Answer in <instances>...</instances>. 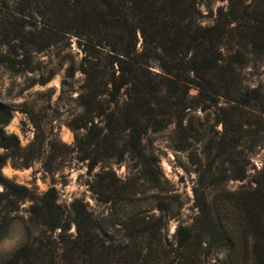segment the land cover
Wrapping results in <instances>:
<instances>
[{
    "label": "trees",
    "instance_id": "trees-1",
    "mask_svg": "<svg viewBox=\"0 0 264 264\" xmlns=\"http://www.w3.org/2000/svg\"><path fill=\"white\" fill-rule=\"evenodd\" d=\"M198 3L0 0V61L10 66L29 65L34 52L63 45L69 35L80 39L85 52L79 95L84 123L77 127L88 131L78 143L91 168L104 157L121 161L129 156L157 187L163 175L160 159L146 149L143 136L163 129L172 119L183 136H192L183 125L185 112L201 99L218 105L223 98L230 107L222 108L220 136L206 143L207 164L199 160L194 186L198 213L191 225H178L175 245L164 240L170 215L165 207H159V214L149 209L117 211L119 192L101 171L94 190L116 207L115 223L122 225V237L108 238L82 199L71 203L76 234L70 233L58 191L51 187L29 212L52 234L42 231L32 242L0 256V264H264V167L257 171L254 185L224 189L229 180L247 177L246 138L252 137L250 148L262 138L264 93L243 85L241 67L250 54L264 59V0H229L228 9L219 8L207 26L201 23ZM20 54L24 58L18 63L15 57ZM153 60L160 62L159 72L152 70ZM192 88L199 91L197 96L190 95ZM246 110L255 118L254 127H249L254 122L240 118L238 111ZM103 116L106 125L101 127L95 119ZM12 117V110L0 102V146L14 150L20 149V140L4 129ZM2 178L0 239L11 222L10 213L31 194L25 185ZM217 252L225 256L209 263Z\"/></svg>",
    "mask_w": 264,
    "mask_h": 264
},
{
    "label": "rangeland",
    "instance_id": "rangeland-1",
    "mask_svg": "<svg viewBox=\"0 0 264 264\" xmlns=\"http://www.w3.org/2000/svg\"><path fill=\"white\" fill-rule=\"evenodd\" d=\"M198 1L200 20L204 26L215 21L219 8L227 10L229 6V0ZM262 1L247 0V3ZM230 37L227 36V39ZM141 45L142 39L138 44L140 49ZM82 47L77 36L69 35L63 45L34 52L29 65L24 63L14 67L0 61V102L13 113L4 129L7 134H15L20 140V149L0 146V191L5 189L2 177L31 190L30 196L19 201L17 210L10 213L11 222L0 239V256L13 252L26 242H32L34 237L41 236L45 231V227L30 218L29 209L51 187L58 191V202L66 211L70 233L76 234L71 203L82 199L102 222L108 238L122 237L124 229L120 223H115L119 219L115 214L116 207L111 201L103 200L94 190V180L101 171L106 173L119 192L117 211L149 209V213L159 214V207H165L164 212L170 215L166 218L163 233L169 246L176 244L178 225H191L198 213L194 186L198 180L199 160L207 164L206 143L220 136L223 129L219 122L220 114L222 108L229 109V105L223 98L218 105L208 104L201 99L197 101L198 105L188 108L183 125L194 136H183L176 119H172L163 129L150 130L143 136L146 149L160 159L163 175L157 187L144 178L129 156L121 161L104 157L91 168L90 159L81 157L82 150L78 143V138L88 131L85 126L77 127V124L84 123V119L80 118L83 107L79 101L84 83V74L80 70L81 60L85 56ZM3 49L7 50L6 47ZM23 56L15 57L18 63ZM159 64V61L153 60L152 70L159 72ZM241 77L244 86L258 88L264 93V59L250 54L248 62L241 67ZM198 93L196 88L190 90L191 96ZM238 113L244 122L255 121L247 110ZM95 122L103 127L106 118L96 117ZM255 125L254 122L249 127ZM261 129L262 138L258 144L250 148L252 137L245 140L244 148L250 161L247 177L244 180H229L224 189L235 191L243 184L256 183V173L264 167V125ZM218 192V188L213 190V194ZM45 232L52 234L51 230ZM57 233L59 229L54 235ZM224 256L225 253L217 252L208 261L213 263Z\"/></svg>",
    "mask_w": 264,
    "mask_h": 264
}]
</instances>
